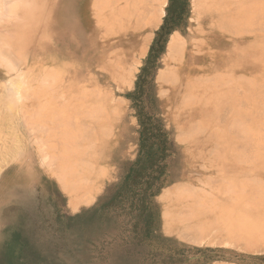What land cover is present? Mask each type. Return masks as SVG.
Returning <instances> with one entry per match:
<instances>
[{
    "label": "rangeland",
    "instance_id": "obj_1",
    "mask_svg": "<svg viewBox=\"0 0 264 264\" xmlns=\"http://www.w3.org/2000/svg\"><path fill=\"white\" fill-rule=\"evenodd\" d=\"M35 1L28 23L30 1L0 0V256L264 264V0H164L136 59L147 34L128 32L124 0H87L85 33L78 27L61 42L53 21L62 0ZM172 36L184 47L171 59ZM94 52L103 64H74ZM143 69L146 95L132 98ZM141 124L159 125L168 150L147 136L163 158L129 177ZM72 159L100 177L74 208L60 175ZM157 178L158 191L138 206Z\"/></svg>",
    "mask_w": 264,
    "mask_h": 264
},
{
    "label": "bare ground",
    "instance_id": "obj_2",
    "mask_svg": "<svg viewBox=\"0 0 264 264\" xmlns=\"http://www.w3.org/2000/svg\"><path fill=\"white\" fill-rule=\"evenodd\" d=\"M16 1V0H15ZM30 1V6H28L26 9L27 12H28V15H33L35 10H36V1L32 2V0H28ZM64 1L65 0H62L58 7L59 9H57V15L56 17L54 16V21L55 24H59L61 26V29H63V32H61L59 35V41L61 42L64 39H69V38H72L71 36V31H74L75 29H77L79 26H82V25H85L86 22L84 21V18H87L86 17V4H87V0H68L70 6L68 7L69 9H67V11H65V8H64ZM107 0H105V3H106ZM109 1V0H108ZM117 2V0H114ZM115 2V3H116ZM123 2H125V9L127 10L125 13L123 12H118L119 13V16H120V13H122V17L123 19L125 20L126 24L129 25V33L131 31L137 33V31H142L144 33L147 34V32H152L155 28H157V26L159 25L160 21H161V18L163 16V7H164V0H124ZM263 3V2H262ZM19 4V3H18ZM109 4V3H106V5ZM123 5V4H122ZM119 6V4L117 5ZM123 7V6H121ZM107 8V7H106ZM196 8V7H195ZM109 9V8H107ZM111 10V9H109ZM124 10V9H123ZM13 11V10H12ZM112 11V10H111ZM118 11V10H116ZM262 11V10H261ZM41 12L39 9L37 10V13ZM12 13V12H11ZM198 13V12H197ZM118 16V17H119ZM112 18V17H111ZM113 18L114 15H113ZM120 18V17H119ZM33 17L31 16V18L28 19V23H30L32 21ZM118 18H116L117 20ZM34 20V19H33ZM56 24V25H57ZM118 24V23H117ZM115 25V24H114ZM122 25V24H121ZM29 26V25H28ZM33 26V25H32ZM55 26V25H54ZM117 26V25H116ZM20 28V27H19ZM82 29V27H79ZM118 28V26H117ZM116 28V30H117ZM24 29V27H23ZM121 28H119V31H120ZM124 29H126V27L124 26ZM49 30V29H48ZM47 30V31H48ZM29 31V30H28ZM27 32V30H26ZM81 33H85V31L82 29L81 30ZM29 34V33H28ZM27 34V35H28ZM42 34V33H41ZM53 34V33H52ZM44 35V34H43ZM106 35V34H105ZM121 35V34H119ZM148 34L145 35L143 34L142 35V39H141V45L142 47L139 48L137 50V52L133 55L134 59H136V57L138 58L140 56L141 53H143L142 51H145L144 47L146 46V42L148 40ZM47 36H45L46 38ZM56 35L49 41V42H52V41H56ZM62 37V38H61ZM77 38V37H76ZM139 38V37H138ZM141 38V37H140ZM44 39V38H43ZM43 39H39V40H43ZM48 39V38H47ZM49 40V39H48ZM78 40V38H77ZM45 40H43V44L46 43V41L44 42ZM79 41V40H78ZM119 41H122V40H119ZM48 42V41H47ZM65 42V41H64ZM122 44V42H119ZM109 45V44H108ZM183 42L181 41V38L178 37V36H172V38L170 39V42H169V45H168V52H169V57H173L172 55H176L178 52L182 51L183 50ZM1 46V44H0ZM46 46V45H45ZM48 46V45H47ZM106 46V45H105ZM103 47V46H102ZM109 47V46H108ZM255 47V46H253ZM1 48V47H0ZM103 49V48H102ZM105 49V48H104ZM1 50V49H0ZM1 53V51H0ZM133 53V52H132ZM100 55V53H99ZM177 56V55H176ZM91 57L92 58H88V55L85 57V58H80V57H77L76 59H73V62L74 64L80 66L81 63H79L78 61L80 62H87L88 63H92L95 65V63H97L98 65L100 64H103L102 63V57H96L95 55V52L94 53H91ZM114 57V56H113ZM1 59V58H0ZM134 59H132V63L134 62ZM172 59V58H171ZM2 60V59H1ZM87 60V61H85ZM57 61V60H56ZM71 61V60H70ZM59 63V62H57ZM120 64H122L121 62H119ZM229 63H231V61H229ZM111 64V63H109ZM128 64V63H127ZM112 65V64H111ZM124 65V63H123ZM122 65V66H123ZM113 66V65H112ZM116 67V66H114ZM102 68V67H101ZM76 69V67H75ZM105 69V68H104ZM111 69V68H109ZM120 68H118L119 70ZM108 70V69H107ZM109 71V70H108ZM115 71V70H114ZM120 71V70H119ZM116 72V71H115ZM110 73V72H109ZM120 73V72H119ZM122 75V73H120ZM169 74V73H168ZM167 74V75H168ZM99 75V74H98ZM124 76V75H123ZM164 75L163 74H160V83H162V80L163 82L165 81L168 82L167 79H165V77H163ZM110 77V76H109ZM119 78V75L117 76ZM121 77V76H120ZM128 77V74H125L124 78H127ZM169 77L170 79L171 76H167ZM102 78V77H101ZM123 78V77H122ZM121 78V79H122ZM122 79L123 81L121 82L120 85L124 86L127 82L124 81L125 79ZM104 79V78H103ZM106 79H110V78H106ZM120 79V80H121ZM169 79V80H170ZM105 80V79H104ZM111 82L112 79H110ZM118 79V81H120ZM130 80V79H129ZM167 80V81H166ZM100 81V80H99ZM116 81V80H115ZM117 82V81H116ZM170 82V81H169ZM173 83V80L171 81ZM170 82V83H171ZM13 84V83H12ZM129 84V82L127 83ZM19 86V85H18ZM21 88V87H20ZM9 102V101H7ZM11 102V101H10ZM44 102V101H43ZM45 103V102H44ZM8 104V103H7ZM16 104V103H15ZM14 104V105H15ZM13 105V106H14ZM10 106L8 105V107L6 109H9ZM13 108V107H12ZM11 109V108H10ZM9 109V110H10ZM14 109V108H13ZM12 110V109H11ZM8 111V110H7ZM15 114V113H14ZM74 115V114H73ZM44 116V115H43ZM58 116V115H57ZM107 116V115H106ZM1 117H3L1 115ZM46 119V118H45ZM1 120V118H0ZM8 120V118L6 119V121ZM50 120V119H49ZM86 120V119H84ZM1 122H4V120ZM0 122V123H1ZM6 123V122H5ZM8 123V121H7ZM2 124V123H1ZM4 124V123H3ZM9 126V125H8ZM6 127V126H5ZM247 127V126H246ZM107 128V127H105ZM8 129V128H7ZM95 130V129H94ZM245 131V130H244ZM106 134V133H105ZM94 135V134H93ZM97 135V134H96ZM96 139V138H95ZM95 146V145H94ZM95 148V147H94ZM93 150V149H92ZM95 150V149H94ZM93 150V151H94ZM95 153V152H94ZM67 158V156H65ZM64 157V164L65 165L68 160H66V158ZM69 157V155H68ZM70 158V157H69ZM71 159V158H70ZM78 159V158H77ZM73 160V159H72ZM71 160V162H72ZM75 160V159H74ZM73 160L72 163H70L71 165H68L66 167L63 168V166H61V168L63 169V171L60 173V175L62 176V178L64 179V182H63V185H64V190L69 194L70 198H76V201L77 203L76 204H72V208L76 207L79 203L81 202H85L87 200V198L89 197L88 195L92 192L93 188L96 186L98 180L100 179L99 175L97 174V171H95L91 164V162L87 161L86 164L84 163L83 159L82 161H77L78 163H80V165H75L77 164V162L75 163ZM63 161V160H62ZM70 162V160H69ZM60 163V162H59ZM75 165V166H74ZM100 166V165H99ZM97 167V166H96ZM173 194V193H172ZM176 199V198H175ZM180 209V208H179ZM172 214V213H171ZM175 218V217H174ZM178 218V217H177ZM181 219V218H180ZM176 220V219H175ZM180 221V220H179ZM182 223V222H181ZM184 226V225H183ZM184 228V227H183ZM186 228V227H185Z\"/></svg>",
    "mask_w": 264,
    "mask_h": 264
},
{
    "label": "trees",
    "instance_id": "obj_3",
    "mask_svg": "<svg viewBox=\"0 0 264 264\" xmlns=\"http://www.w3.org/2000/svg\"><path fill=\"white\" fill-rule=\"evenodd\" d=\"M145 69H143L141 71V75H139L137 82H136V86H135V91L132 94V98L133 97H137V98H141L143 96L146 95L147 92V84L149 85L150 82H146V77H144L142 75V73L144 72ZM150 81H152L150 79ZM141 127L143 128L140 132V147H139V155H138V159L136 164H134V168L131 170L130 172V176L134 175L136 173V170L138 169V167L140 168L142 166V164L145 162V160H154V159H162L163 157L157 156V155H153L155 153V151H153V147L152 146H145V143H147V141L150 138H146L147 136L149 137H158L161 138L160 140V145L161 147H158L156 149V151H165L168 150L166 142H169L167 140V134L165 131L159 132L160 128L159 125H153L150 126L148 129L141 124ZM152 131H155L154 135H152ZM154 145V143H152ZM173 143H171L170 141V145H172ZM160 157V158H158ZM130 179V178H128ZM159 178L154 179V181L149 182L147 187H145V189L142 191V196H141V191L138 194L140 196V198L138 199V206H143L145 203V200L152 197L159 189L155 188L157 185H155L156 183H158ZM155 190V191H154ZM135 195V194H134ZM147 203V201H146ZM133 206V205H132ZM146 208V205H145ZM0 264H46V261L44 260H39L37 259V257L31 256L30 254H28L26 249H23V251L21 252V255L19 256V258L16 261H9L7 260L5 257L0 256Z\"/></svg>",
    "mask_w": 264,
    "mask_h": 264
},
{
    "label": "crops",
    "instance_id": "obj_4",
    "mask_svg": "<svg viewBox=\"0 0 264 264\" xmlns=\"http://www.w3.org/2000/svg\"><path fill=\"white\" fill-rule=\"evenodd\" d=\"M192 78H194V77H192ZM165 108V107H164ZM166 110H169V107L168 106H166ZM165 111V110H164Z\"/></svg>",
    "mask_w": 264,
    "mask_h": 264
}]
</instances>
